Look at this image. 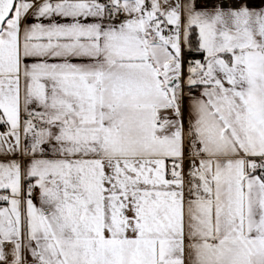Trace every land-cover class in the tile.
<instances>
[{
  "label": "snow or ice",
  "instance_id": "snow-or-ice-1",
  "mask_svg": "<svg viewBox=\"0 0 264 264\" xmlns=\"http://www.w3.org/2000/svg\"><path fill=\"white\" fill-rule=\"evenodd\" d=\"M0 264H264V0H0Z\"/></svg>",
  "mask_w": 264,
  "mask_h": 264
}]
</instances>
